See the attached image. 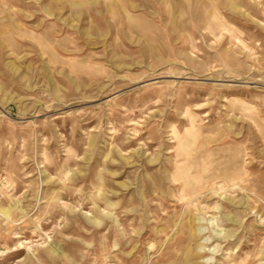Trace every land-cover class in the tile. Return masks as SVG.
<instances>
[{
	"label": "rangeland",
	"instance_id": "1",
	"mask_svg": "<svg viewBox=\"0 0 264 264\" xmlns=\"http://www.w3.org/2000/svg\"><path fill=\"white\" fill-rule=\"evenodd\" d=\"M0 264H264V0H0Z\"/></svg>",
	"mask_w": 264,
	"mask_h": 264
}]
</instances>
